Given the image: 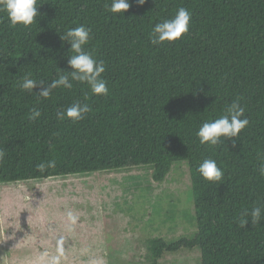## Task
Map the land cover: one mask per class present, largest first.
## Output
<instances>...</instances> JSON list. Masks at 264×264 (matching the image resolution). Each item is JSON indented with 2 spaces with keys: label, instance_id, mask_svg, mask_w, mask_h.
<instances>
[{
  "label": "trees",
  "instance_id": "obj_1",
  "mask_svg": "<svg viewBox=\"0 0 264 264\" xmlns=\"http://www.w3.org/2000/svg\"><path fill=\"white\" fill-rule=\"evenodd\" d=\"M110 3L37 0L39 15L29 27H11L0 12V149L6 153L0 184L146 165L161 182L173 162L186 161L196 234L172 244L148 240L149 264L164 252L194 247L201 264H264V218L238 226L246 212L264 208L258 171L264 163V0H130L123 16L107 11ZM181 7L191 15L188 31L153 45L155 24ZM81 25L91 29L85 50L104 62L108 95H93L79 82L46 100L21 90L29 74L51 83L59 70H71L70 45L59 37ZM237 100L249 123L235 145L224 138L201 145L202 124ZM77 101L91 108L82 120H57V112ZM32 108L41 112L34 121ZM205 159L223 170L222 181L203 180L197 169ZM50 160L55 167L38 170Z\"/></svg>",
  "mask_w": 264,
  "mask_h": 264
},
{
  "label": "rangeland",
  "instance_id": "obj_2",
  "mask_svg": "<svg viewBox=\"0 0 264 264\" xmlns=\"http://www.w3.org/2000/svg\"><path fill=\"white\" fill-rule=\"evenodd\" d=\"M0 184V264H149L147 241L196 234L186 161ZM71 213L74 221L68 220ZM157 264H201L198 247Z\"/></svg>",
  "mask_w": 264,
  "mask_h": 264
},
{
  "label": "clouds",
  "instance_id": "obj_3",
  "mask_svg": "<svg viewBox=\"0 0 264 264\" xmlns=\"http://www.w3.org/2000/svg\"><path fill=\"white\" fill-rule=\"evenodd\" d=\"M146 0H135L137 5H143ZM131 7L130 0H111L107 7V11L113 14L122 15ZM0 12L7 17L11 27L17 26L29 27L39 15L37 9V0H0ZM191 19L190 12L181 7L175 15L170 18L155 24L150 36L153 45H161L164 42H172L178 40L182 34L186 33L189 28ZM91 29L81 25L75 28L68 29L60 35V40L67 42L70 45L72 55L68 57L67 64L70 71L59 70L57 78L51 83L37 81L31 78V74L25 76L19 83L21 90H26L35 94L38 98L48 99L55 89H71L73 82L86 84L93 95L106 96L108 95V87L106 81L102 78V73L105 71L103 61H97L93 54L85 50V46L90 40ZM39 88L38 93H34L33 89ZM85 96V100H87ZM91 108L88 103L77 101L67 108L57 112L56 117L59 121L70 120L72 122L80 121L85 114L89 113ZM244 108L239 101L232 102L225 110V114L219 118L206 121L196 132L201 145L209 146L217 145L224 140H231L235 145V140L238 134L244 129L249 121L247 118H242ZM41 116L38 108H32L29 112L28 119L36 120ZM5 150L0 149V163L4 161ZM55 167V161L50 160L37 165L39 171L43 172L47 168ZM203 180L217 183L223 179V170L217 166L213 159H205L197 169ZM259 174L264 177V163L259 168ZM264 218V208L254 207L250 212H246L238 221L240 228L250 222L252 225L258 224ZM68 220L74 221L75 217L69 213Z\"/></svg>",
  "mask_w": 264,
  "mask_h": 264
}]
</instances>
